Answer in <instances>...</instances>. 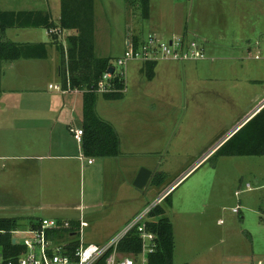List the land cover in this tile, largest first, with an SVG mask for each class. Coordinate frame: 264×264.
<instances>
[{
	"label": "rangeland",
	"instance_id": "obj_1",
	"mask_svg": "<svg viewBox=\"0 0 264 264\" xmlns=\"http://www.w3.org/2000/svg\"><path fill=\"white\" fill-rule=\"evenodd\" d=\"M13 1L16 3L3 0L0 7L3 4L11 9L23 6L19 0ZM113 1L117 4L99 0L96 18L101 34L97 53L110 57L114 66L124 54L129 31L130 38L153 33L163 41L186 36L202 43H217L222 46L213 50L214 55L227 54L222 51L225 48L239 56L240 59L221 62L219 57L214 61L195 63L161 61L160 67H170L168 72L160 73L156 82L176 90V101L173 102L177 103L178 125L151 127L155 129L154 137L148 134V128H145L146 136L144 133L134 136V139L145 138L142 147L146 151H155V156L134 142L125 144L124 148L143 150V158L159 164L160 171L168 175L164 188L186 176L171 193L170 200L176 198L174 205L170 206V201L162 204L166 217L174 226V264H264V222L261 218L264 214V157H227L219 156L215 151L204 160L205 155L223 137L236 132L259 105L255 95L264 90V0H152L148 21L143 20L135 9L129 12L126 0ZM256 55L261 57L260 61L253 60ZM210 59L213 58L210 56ZM139 64L130 62L128 65L126 83L129 89L136 86L134 67ZM200 65L205 69L204 73L203 69L197 71L196 67ZM5 73V81H8L19 71L9 70L7 64ZM255 79L260 82L253 83ZM50 83L58 84V80L38 79L35 88L46 92ZM23 87L28 86L24 84ZM27 95L28 92L23 90V98ZM100 99L104 102L102 97ZM169 130L171 136L167 138L165 133ZM92 172L83 173L81 187L72 200L83 206L82 213L88 224L82 229L85 244H104L103 239L113 226L119 225L117 230L122 231L126 226L122 223L138 207L136 202L126 205L128 202L121 200H133L146 189L108 190L106 176ZM8 176L5 183L14 189L17 185L18 191L24 194L25 182L21 184L20 179L13 182V176ZM247 184L251 191H246ZM236 192H240L239 197ZM42 199L34 198L33 201ZM3 200L9 198L3 197ZM113 200L117 202L112 204ZM28 201L27 205L31 206ZM237 208L239 212L235 213ZM37 214V218H55L43 212ZM77 215V211L71 210L60 218ZM17 219L19 229L30 224L28 219Z\"/></svg>",
	"mask_w": 264,
	"mask_h": 264
},
{
	"label": "crops",
	"instance_id": "obj_2",
	"mask_svg": "<svg viewBox=\"0 0 264 264\" xmlns=\"http://www.w3.org/2000/svg\"><path fill=\"white\" fill-rule=\"evenodd\" d=\"M2 1L0 0V6L4 3ZM9 1L16 3L13 0ZM19 1V4L23 5L22 7L11 9L7 7V4H3L0 11H40L48 15L56 24L55 28L58 29L64 0ZM98 1L94 0V53L97 58H110L97 53L98 40L101 38L99 23L96 18ZM109 1V4H117L113 0ZM126 5L129 12L135 9L140 13L139 6L133 4V0H126ZM190 10L193 12V7ZM49 30L43 27L10 28L5 34L9 41L28 45L32 48L26 50L25 57L2 64L0 87V218H25L30 220L29 223H31L42 219L37 218V212H43L46 215L55 217L50 219L79 223L80 220H84L83 206L81 204L76 205L72 198L75 199L78 189L81 187L84 172L92 170L94 175L96 171L103 173L106 176L108 190H119L134 187L133 183L141 168L151 170V180L147 185L148 188L146 187V190L141 191L142 195L133 200H121V202H128L126 205L131 202L138 203V207L122 223L125 225L135 215L144 210L151 202L149 200L155 199L160 191L164 189V185L162 187H151L154 174L162 172L159 169V164L151 161L152 159L143 158V150H126L124 147L125 144L134 142V144L139 145L140 149L143 148L146 151L145 147H142L145 138L136 137L134 139L135 135L144 133L146 136L145 128H148L150 132L148 134L154 137L155 129L151 127L156 125L159 127H177V103L173 102V100L176 101L177 92L175 89L156 82L158 76L161 75L160 73L168 72L170 66L160 67L161 61L157 62L150 78L148 75L150 65L139 61H131L141 63L134 67L136 72L133 70L136 75L134 77L136 86L129 89L125 79L126 87L120 100H108L103 94H99L97 113L101 119L110 123L118 133L121 154L114 158H88L83 153L82 144L78 143L70 132L71 128L83 129L84 93L76 91L53 92L54 90L49 89V86L53 83L48 85L46 92L35 88L37 80L42 78L58 80V84H63V76L67 72V65H64V61L67 60L66 38L72 35L74 31L61 30L58 41L49 34ZM130 34L129 31L128 38L125 40L124 52L129 44ZM59 43H62L64 51L59 48ZM237 45L238 43H236ZM204 46L207 48L206 51L209 56L207 60L214 61L216 57H219L220 62L224 59H240L238 55L232 54L236 53L235 51H228L229 49L225 48L222 51L227 52V54H223V56L214 55L213 50L215 48L220 49L222 46L217 43L207 44V42H204ZM210 56L213 59H210ZM256 56L253 60L260 61L261 57L259 56L257 59ZM164 63L175 62L164 61ZM7 64H9V70H17L19 74L10 76L8 81H5L7 77L5 65ZM127 69L128 66L126 68V78ZM189 69L192 70V68ZM196 69L198 72H200V69H203L202 73L205 72L202 65L197 66ZM223 72L225 73L224 70ZM257 82H260V80H253V83ZM24 84L28 87H23ZM23 90L28 92L26 98L22 96ZM263 94L264 90L257 92L255 95V101L259 100V103L257 102L259 105L264 101ZM100 97L103 98L102 101L104 102H101ZM163 119L164 121L160 122ZM141 128L143 129L141 130ZM165 136L170 138L171 131L166 132ZM146 152H151L148 153L150 155L156 154L155 151ZM89 160H93V163L89 164ZM8 175L13 176V182L19 179L21 184L22 181L25 182V195L21 190L18 191L17 185L14 189L12 185L5 183ZM3 197H8L9 200L5 201ZM39 197H43V199L33 201L34 198ZM28 200H30L31 206L27 205ZM175 200L176 198L169 200L170 206L174 205ZM116 202L113 200L112 204ZM71 210L77 211L79 216L60 218L61 215L64 216L65 213ZM118 226H113L109 235L103 239L104 242H107L112 235L114 236L118 232Z\"/></svg>",
	"mask_w": 264,
	"mask_h": 264
},
{
	"label": "trees",
	"instance_id": "obj_3",
	"mask_svg": "<svg viewBox=\"0 0 264 264\" xmlns=\"http://www.w3.org/2000/svg\"><path fill=\"white\" fill-rule=\"evenodd\" d=\"M133 4L139 6L143 20H150V0H133ZM55 23L48 15L40 11H0V87L2 78V64L17 61L26 56V50L32 48L9 41L5 34L10 28L43 27L55 28ZM59 30H71L74 33L66 38L67 43V72L63 76V84L67 87V73H69L73 89L86 90L84 93L83 111V140L82 150L88 158H114L121 154L120 138L115 128L101 119L97 113V101L99 93L96 92L98 83L112 66L111 58H97L94 53L95 13L94 0H64ZM56 40L60 34H51ZM142 37L133 35L132 39L138 43ZM59 41V40H58ZM34 47V46H33ZM59 48L64 51L62 43ZM208 56V52L206 51ZM150 65L148 75L151 78L156 63ZM114 84L119 90L126 87L125 79L115 77ZM108 100L122 99V93L103 94ZM217 155L227 157H264V109L238 130L218 151ZM168 175L165 172H156L152 178V185L162 187L166 184ZM170 197L166 200L169 201ZM151 217L153 222L150 228L158 234L159 247L151 257L152 264H174L175 233L174 226L166 217L163 206L156 208ZM73 228L78 229L79 223L70 221ZM33 223V221L31 222ZM19 227L17 218H0V248L6 256H13L19 252L13 244L12 232ZM136 243L134 249H138V237L130 236L122 243L120 249L130 251L129 241Z\"/></svg>",
	"mask_w": 264,
	"mask_h": 264
},
{
	"label": "built area",
	"instance_id": "obj_4",
	"mask_svg": "<svg viewBox=\"0 0 264 264\" xmlns=\"http://www.w3.org/2000/svg\"><path fill=\"white\" fill-rule=\"evenodd\" d=\"M49 34H61V30L50 29ZM128 42L123 56L117 59L115 66L114 64L110 66L115 68L114 74H110L107 70L98 83L96 92L99 94L123 92L116 88L114 79L115 77L121 80L126 79V68L131 61L142 63L198 62L208 59L203 41L186 36H174L170 40L163 41L155 34L149 33L138 43H135L132 38ZM65 51L67 53L66 49ZM66 84V88L64 84H51L49 89L60 93L86 92V90L72 88L69 73H67ZM262 109H264V101L245 118L236 132ZM70 132L74 139L82 144L83 129L71 128ZM236 132L223 138L205 155L204 160L218 151ZM88 163L92 164L93 160H89ZM185 177L174 182L169 188L162 189L144 210L127 222L122 231L104 244L95 242L85 244L82 239V229L88 224L83 219L79 221V228L75 229L70 221L42 218L25 228L19 229L18 227L12 232L13 240H16L13 244L20 250L8 257L0 248V264H152L151 257L157 252L159 242L158 234L149 226L153 222L151 214L156 208L162 206ZM251 190V186L247 184L246 191ZM239 195L240 192H236V196L239 197ZM234 212L238 213L239 209H234ZM262 219L264 222V214ZM132 235L138 237V249H134L136 243L131 240L129 241L131 250L123 252L120 249L121 243Z\"/></svg>",
	"mask_w": 264,
	"mask_h": 264
},
{
	"label": "water",
	"instance_id": "obj_5",
	"mask_svg": "<svg viewBox=\"0 0 264 264\" xmlns=\"http://www.w3.org/2000/svg\"><path fill=\"white\" fill-rule=\"evenodd\" d=\"M108 72L110 74H114L115 68L110 67L108 69ZM152 177V171L148 170L146 168H141L134 183L133 186L138 190H143L147 187ZM16 240H13V243L15 244Z\"/></svg>",
	"mask_w": 264,
	"mask_h": 264
}]
</instances>
